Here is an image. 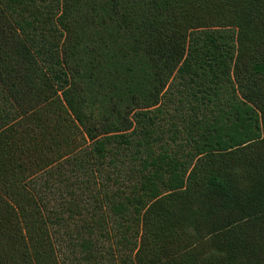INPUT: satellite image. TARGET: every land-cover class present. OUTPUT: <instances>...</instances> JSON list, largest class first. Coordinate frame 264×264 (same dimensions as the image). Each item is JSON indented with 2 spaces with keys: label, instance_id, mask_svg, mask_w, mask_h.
<instances>
[{
  "label": "trees",
  "instance_id": "1",
  "mask_svg": "<svg viewBox=\"0 0 264 264\" xmlns=\"http://www.w3.org/2000/svg\"><path fill=\"white\" fill-rule=\"evenodd\" d=\"M264 0H0V264H264Z\"/></svg>",
  "mask_w": 264,
  "mask_h": 264
},
{
  "label": "rangeland",
  "instance_id": "2",
  "mask_svg": "<svg viewBox=\"0 0 264 264\" xmlns=\"http://www.w3.org/2000/svg\"><path fill=\"white\" fill-rule=\"evenodd\" d=\"M263 244H264V241H263Z\"/></svg>",
  "mask_w": 264,
  "mask_h": 264
}]
</instances>
